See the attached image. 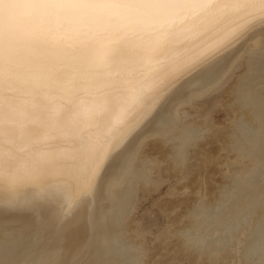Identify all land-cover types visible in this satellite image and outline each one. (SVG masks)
<instances>
[{"label":"bare ground","instance_id":"1","mask_svg":"<svg viewBox=\"0 0 264 264\" xmlns=\"http://www.w3.org/2000/svg\"><path fill=\"white\" fill-rule=\"evenodd\" d=\"M243 58L233 97L257 125L239 115L212 135L239 168L218 170L189 245L226 241L264 201V0H0V264H124L117 226L135 183L147 188L141 149L158 140L181 170L200 131L177 122L182 106Z\"/></svg>","mask_w":264,"mask_h":264},{"label":"rangeland","instance_id":"2","mask_svg":"<svg viewBox=\"0 0 264 264\" xmlns=\"http://www.w3.org/2000/svg\"><path fill=\"white\" fill-rule=\"evenodd\" d=\"M245 59L246 58L240 59L236 63L237 65L235 64L236 66L234 65L225 75L223 80L219 82L214 88L208 89L202 95L196 97L194 99V101L196 100L195 102L192 101V103L182 106L183 109L181 108L179 113V117L181 118H179L177 122H181V125L184 123H190L191 127H193L194 123H196L200 131L195 137V139L197 138V140L199 141H196L197 145L195 144V148L189 149V157H187L185 165L181 170L177 168V170H175L174 166L171 164L172 161L170 162L169 159V161L166 159V151L164 149L166 147L162 148V145V147H160L158 140H150L141 149V157L150 162L147 165L148 179L145 185V187L147 188H143L142 186L139 188L140 184L137 182L135 183V194L133 193L134 198L132 196V200H127L126 211L123 209V214L121 215L120 219L118 218V224H120L117 226L119 227V229L117 228V237H119V240H117V242L118 245L120 244L122 247L126 246L124 247L126 250L123 251L126 254L124 257L125 259L123 260L124 264H264V239L262 241H259V243L258 241L254 240V244H252V242L250 241L252 245H256L255 247H257L258 244L261 246L258 250H255V247L250 245V243L246 240L253 232L256 219L260 216V214L264 212V209L261 206L263 205L262 202L264 201L263 199H261V196L260 198H258V195L256 196V198H258L259 203L257 202L256 198V201H254L255 203H258V208L255 207L257 205L253 206L255 207V210L251 213V218L250 214L245 216V218L247 217L250 220L248 219L245 223V219L242 216L241 220L238 221L241 225V228H239L237 231L235 230L236 234L234 233L232 237H228L229 239H227L226 241L224 239H220V236H216L217 234L214 235V233H216L215 231L212 232V234L210 233V235H208H213L212 237L214 238L210 237L212 238L211 240L208 236L206 238L210 241L214 239L211 245L207 243L210 241L206 242V246L202 245L200 242H197L199 247H204H200L203 250L197 246V243L189 245L187 244L188 242L186 240L187 237L193 232L192 229L195 230L196 225L192 224V227L191 223H195V221L199 218L195 217L196 215L194 216L196 211H198L199 208H203L201 212L204 213V207L207 209L206 206H209L210 201L213 206L218 204L217 197L220 194V183L224 181L223 178H221L222 172H228V170L230 169L236 171V169L239 168L238 164H236L235 162H233L234 164L231 165L233 167H230V165L229 167H226L221 164L223 155L227 158L230 156L231 158H229L233 161H236V156L233 155L234 152L229 153V151H227L228 142H226L225 148L221 143L216 141L212 135H215V133L219 132L216 131L217 129H226L228 131L230 127H234L236 123L233 122L240 120L239 115H242L243 118L245 117V119H247L245 120V123L246 121L248 122L251 120L249 124L247 123L248 125L251 126V123L252 126L257 125L256 121L253 118L251 119L252 116L250 115L249 109L247 107L243 109L238 106V104L241 105L242 103L240 102V100L238 101V97L236 94L235 96L237 99H234L235 96L233 97V94L235 93L234 90L237 86L236 82H238L237 78L240 77L238 75L245 72ZM215 65L211 66V71L213 70ZM230 99H233L232 102H234L235 104L237 102L235 106H237V108L239 107L238 109H235L236 107L231 106L232 102ZM238 102H240L241 104ZM234 103L232 105H234ZM241 109L247 113H243ZM238 110L240 112H238ZM245 114L248 116L246 117ZM237 116H239V120ZM231 124L235 125L231 126ZM235 128L236 126L234 127V129ZM211 129H214V132ZM230 129L231 130L229 131H234L233 128ZM204 130L206 133H204ZM200 132H202V135L204 133L201 139L199 138ZM199 151H202L214 158L215 164L213 165V169H210L213 162L209 165H204V167L203 165L199 164L202 163L198 161L200 159H198L200 155ZM231 154L233 157L231 156ZM207 157L211 158L209 156ZM203 159L206 160V158L204 157ZM249 159L246 160L247 163H245L247 167H250V165H252V162ZM242 162L244 163V161H241L240 165L244 168L245 165ZM248 163L250 164L248 165ZM197 164H199V166H197ZM220 167L223 170H221ZM208 169L209 172L211 170L210 173L208 172ZM200 170H203L204 172ZM207 173L211 179H214L209 180L207 178ZM194 176L196 177V179L198 177L200 179L198 178L199 180H195ZM201 178L202 181H200ZM195 181H197V183H195ZM204 181H206L207 183ZM206 189L208 190L206 191ZM209 189L211 190V194L209 193ZM202 191L204 192L203 195ZM212 191L214 193H212ZM202 198L203 200H201ZM261 209L263 210V212ZM243 219V223H245V226L244 224L242 225ZM112 221L115 222L114 216L112 217ZM262 224L264 226V223ZM259 231L261 232V234L259 233ZM263 232L264 228L262 229V226L258 227L256 232V239L261 240V236H264ZM258 237H261V239ZM190 238L192 239L191 236L189 237V239ZM217 238L219 239L217 240ZM123 242H125L126 244ZM260 242L261 244H263L261 245ZM120 245L119 247L122 248ZM215 251H217V253ZM126 260L128 262L125 263Z\"/></svg>","mask_w":264,"mask_h":264}]
</instances>
